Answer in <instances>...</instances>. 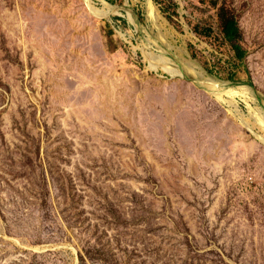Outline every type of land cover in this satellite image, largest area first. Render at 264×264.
I'll return each mask as SVG.
<instances>
[{
  "label": "rangeland",
  "instance_id": "1",
  "mask_svg": "<svg viewBox=\"0 0 264 264\" xmlns=\"http://www.w3.org/2000/svg\"><path fill=\"white\" fill-rule=\"evenodd\" d=\"M0 264H264V0H0Z\"/></svg>",
  "mask_w": 264,
  "mask_h": 264
},
{
  "label": "trees",
  "instance_id": "2",
  "mask_svg": "<svg viewBox=\"0 0 264 264\" xmlns=\"http://www.w3.org/2000/svg\"><path fill=\"white\" fill-rule=\"evenodd\" d=\"M219 17L222 22V28L225 36L229 39L239 38L241 33L236 19L234 18L232 12L228 9H221L219 12ZM237 48V55L243 57L244 52Z\"/></svg>",
  "mask_w": 264,
  "mask_h": 264
},
{
  "label": "water",
  "instance_id": "3",
  "mask_svg": "<svg viewBox=\"0 0 264 264\" xmlns=\"http://www.w3.org/2000/svg\"><path fill=\"white\" fill-rule=\"evenodd\" d=\"M32 36H34L33 33H32ZM73 104L75 105V104H78V103H77V101H75ZM81 113H82V115H83L84 117H86L82 109H81ZM93 122H95V121H93ZM95 123H96V122H95Z\"/></svg>",
  "mask_w": 264,
  "mask_h": 264
}]
</instances>
